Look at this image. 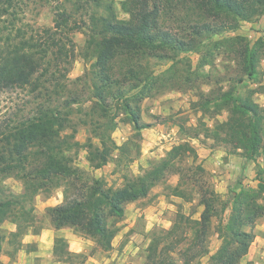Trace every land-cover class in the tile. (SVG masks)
Returning a JSON list of instances; mask_svg holds the SVG:
<instances>
[{"label": "trees", "instance_id": "1", "mask_svg": "<svg viewBox=\"0 0 264 264\" xmlns=\"http://www.w3.org/2000/svg\"><path fill=\"white\" fill-rule=\"evenodd\" d=\"M3 1L6 0L0 3ZM88 4L96 9L89 16L88 24L90 47L92 49L93 44L97 54L88 74L94 99L92 112L103 111L106 115L112 107L110 101H117L138 132L149 127L143 122L140 105L156 82L154 76L146 75L143 62L147 57L168 59L174 54L201 53L200 49L210 45L204 46V41H212L217 35L238 29L241 22H252L264 15V0H126L123 4L128 15L126 21L118 18L115 0H88ZM185 8L197 18H188L179 34L166 30L164 17L171 15L172 18L176 11L182 13ZM100 10L104 15L98 14ZM228 43L248 79L256 76L259 48L240 36ZM63 44L58 48L54 65L60 78L52 74L51 61L44 67L25 53L9 56L0 67V93L20 91L30 97L23 111L26 112L27 106L33 109L28 117L0 128V177L14 176L24 184V191L19 195L6 196L0 190L4 196L0 200V228L12 219L17 227L13 235H27L34 218L26 206L32 207L39 193L63 187L65 202L49 210L55 228L76 230L107 252L113 248L117 225L126 215V206L147 198L168 174H175L179 183L171 188L173 195L186 202L197 195L202 211L200 217L194 219L180 207L172 227L153 236L145 264H201L210 255L213 220L220 216L219 212H225L227 206L215 191L207 171L198 163L199 155L193 147L188 144L174 147L160 165L117 190L107 189L101 182L86 185L73 171L68 154L81 147L76 140L78 129L73 120L78 113L74 105L79 104V98L69 92V98L58 101L62 93L69 91V86L61 81L69 73V69L62 73L63 63H72L69 60L74 55ZM219 45V42L214 43L216 48ZM208 52L211 53L209 49ZM206 58L204 56L203 60ZM126 59L130 77L126 75L127 80L120 82L115 76V64ZM237 82L241 84L242 79ZM141 83L148 85L141 88ZM138 90L141 94L131 96ZM220 100L229 113L228 121L215 130L204 126L196 130L193 138L203 135L231 145L235 150H242L248 162L263 157L256 188L245 186L247 162L241 176L230 187L231 213L226 224L219 222L217 230L222 246L209 262L240 264L256 239V224L264 219V110L253 100L236 99L232 91L222 94ZM87 117L93 118L89 114ZM83 123L87 125L86 121ZM88 148L89 161L97 168L105 166L116 150H123L110 136L103 134L99 147L89 143ZM3 242L0 234V255ZM20 247L23 245L17 249L21 250ZM54 255L63 264H86L87 261L83 254L70 252L67 240L61 237L55 240Z\"/></svg>", "mask_w": 264, "mask_h": 264}, {"label": "rangeland", "instance_id": "2", "mask_svg": "<svg viewBox=\"0 0 264 264\" xmlns=\"http://www.w3.org/2000/svg\"><path fill=\"white\" fill-rule=\"evenodd\" d=\"M125 1L115 0L116 12L122 21L128 20L123 9ZM93 11L96 9L90 7L88 0L1 2L0 67L9 56L25 53L44 67L49 66L51 61L54 74L58 48L65 43L66 50L74 54L69 60L72 63H63L62 67H65L62 73L66 69H69V73L61 81L69 86V91L62 93L58 101L69 98V92L79 98V104L74 105L78 113H75L73 120L78 129L76 140L81 147L68 156L72 160L73 171L86 185L101 182L107 189L123 188L129 180L140 178L160 165L174 147L184 144L193 147L199 155L198 163L207 171L215 191L227 206L226 211L219 212L220 216L213 220L210 255L201 262L209 264L210 257L222 246L217 230L219 222L226 224L231 213L230 187L241 176L243 165L247 162L245 186L256 188L257 172L263 167V157L248 162L242 150H235L231 145L218 143L203 135L201 138L193 136L196 130L204 126L208 130H215L216 126L228 121L229 113L220 100L226 92L232 91L236 99L253 100L264 110V15L252 22H241L238 29L217 35L212 41H204V46L210 45L200 49L201 53L174 54L168 59L147 57L143 62L146 75L154 76L156 82L140 105L143 122L149 127L138 132L117 101H110L112 107L106 115L103 111L92 112L94 99L88 74L97 54L93 44L92 49L90 47L88 24ZM98 14L104 15V12L100 10ZM194 17L197 18V15L185 8L182 13L176 11L172 18L171 15L164 17L163 26L179 34L188 18ZM238 36L259 48L258 74L253 78L248 79L228 43V40ZM215 42H219V48L214 47ZM204 56L206 61L203 60ZM127 64V59L115 64V76L120 82H125L127 78L124 77L129 76ZM56 76L59 77L57 73ZM240 79L242 83L238 84L237 80ZM144 86L145 83H141V88ZM139 90L131 96L141 94ZM28 100L30 97L20 91L1 92L0 128L15 124L14 120L18 118L28 117L33 110L27 106L26 112L23 111ZM88 114L93 118L87 117ZM85 121L87 125H84ZM102 134L110 136L116 146L123 150H116L105 166L97 168L89 161L88 144L99 147ZM178 183L177 175L168 174L166 180L157 185L147 198L128 204L125 217L118 222L113 248L107 252L76 230L55 228L49 210L65 202L63 187L41 192L32 207L29 204L26 206L28 212H33L34 218V225L27 235H13L17 227L12 219L1 225L0 234L4 242L0 264H63L54 255L55 240L60 237L67 240L70 252L87 257L86 264H145L153 236L172 227L180 207H184L185 213L194 219L200 217L202 207L197 195L194 194V200L189 202L173 195ZM0 190L6 196L19 195L24 191V184L8 175L0 177ZM3 194L0 193V200L4 198ZM254 232L256 239L240 264H264V219L258 221ZM21 244L23 247L18 250Z\"/></svg>", "mask_w": 264, "mask_h": 264}]
</instances>
